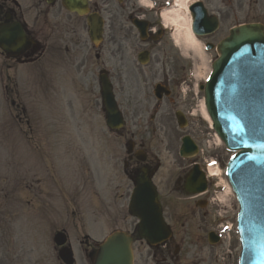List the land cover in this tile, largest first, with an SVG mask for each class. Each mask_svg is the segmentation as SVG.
Wrapping results in <instances>:
<instances>
[{
	"label": "rangeland",
	"instance_id": "374dc122",
	"mask_svg": "<svg viewBox=\"0 0 264 264\" xmlns=\"http://www.w3.org/2000/svg\"><path fill=\"white\" fill-rule=\"evenodd\" d=\"M201 1L210 11L217 8L224 11L227 10L226 6L225 9L221 6L220 0ZM225 2H228V0H225ZM239 2L240 9L237 10L236 3ZM232 3V10L234 7L238 12L230 14L228 19L224 17L219 31L209 38L201 39V42H217L227 34L230 27L241 23L257 21L264 24V0H232ZM223 15L225 16V13ZM166 26L167 36L162 39L159 45L160 50L156 52L157 58L159 57L160 60L159 63L164 62V67L158 65L156 69L165 74V82L171 88H191L194 81L191 80V84L188 87L183 81L186 78L190 79L192 75L188 76L189 70L193 71L191 55L189 54L185 58L180 55V51L174 45L173 39H171L175 36L177 28L168 22ZM81 35L84 36L85 33L81 31ZM137 51L138 42L136 48L134 46L132 48L131 42L124 45V52L121 56L122 58H119L120 60L115 59L113 55L110 56L106 51L104 55L105 68L112 69L114 74L112 80L115 89L122 88L126 93L130 94L132 90L137 91L150 85L148 69L139 67L135 62ZM206 56L208 60L212 61L215 59L216 54L215 52H208ZM182 66L184 69H182ZM20 72L22 73V79H19L18 94L25 108L22 122L12 119L11 112L13 110L8 108L4 101V93L1 92L0 88V190L5 184L4 174L8 170L11 171L17 167L26 172V185L31 184V188H27L25 192L26 205L23 215L26 219L25 226H22V221L19 223V219H14L19 217L16 214L17 211L10 214L9 220L11 221L9 223L7 222L9 220L6 219L7 216L4 217L5 219L1 217L3 222L0 223V255L6 253V251L20 254L21 250H23L27 260H41L42 264H50L54 260L51 252L52 232L55 228L59 229L61 224L65 225L67 213L70 211L73 213L67 220L68 228L66 226L73 248L80 250L77 245L79 246L80 241H83L91 249L94 247L92 239L100 241L111 230L123 227L122 219L126 215L127 200H120L121 202H119L118 196L122 190L114 191L108 187L107 179L100 178L101 172L99 166H97V164L99 165L97 160L101 162L98 137H101L99 136L101 133H105V138L109 140L107 146L110 147L102 154L107 159L106 168L116 172L117 169L119 170V167L116 168L114 162L111 161V158L115 157L112 152L114 146L110 143L111 137L105 129L102 114L99 108L96 107L95 109L93 105V99L97 95V87H95L97 72L93 70L90 75L89 82L91 87L89 89L84 88L75 75L70 77L72 88H58L57 104L55 101L52 103L53 99H51V96L49 98V92H44L47 88L39 87V77L37 82L35 71L32 67H19L17 70L18 75ZM201 96L199 94L195 98L193 111L195 116L190 119L191 127H193L194 133L198 136L196 139L203 144H201L204 151L202 157L206 161L213 159L217 162L222 160L225 163L229 154L218 149L212 152L213 149L208 142L212 133L208 131L206 124L199 117L197 105L198 100H201ZM13 113L16 114L18 112L13 111ZM184 132L187 131L185 130ZM20 144L24 146L25 160L17 152V150L22 149ZM89 146L96 147L95 151L90 153V151L86 150ZM56 149H58L57 170L59 183L54 189L50 179L46 180V177L50 176V172L45 174L44 169L51 167V162L55 160ZM13 151L17 152H15L16 156H14ZM209 152L213 153L214 157H209ZM116 153L121 155L120 158L123 156V153L118 151V147H116ZM32 155H35V159L32 158ZM20 161L25 165L22 167L17 166ZM86 165H89L90 174L84 170L87 169L85 168ZM34 172H36L37 178L40 180V185H36L31 181L35 179L31 177ZM67 173L70 174L72 182L70 181L71 184L68 187L67 195H65V190H67L68 186L66 182ZM16 174L17 172H15ZM99 182H101V185ZM71 186L73 199L72 203L68 204V211L66 212L64 200L67 199ZM214 190L215 188L213 187L212 194ZM101 191L103 200H99L96 194V192ZM214 195H217V193H214ZM4 200L8 207L10 201L8 198H4ZM216 205L218 203L214 201L213 211L210 207L192 209V206L186 205L182 201L174 200L169 204H165V213L175 228H179V226L175 224L176 220L174 218L180 213H188L190 210L194 211L198 216L206 213V227L204 229L207 231L214 227L215 218L218 219L216 211H225L226 216H230L235 209V204L232 200H229L225 206H222V204L221 206ZM9 207L12 212L10 205ZM0 211L3 212V210ZM39 213H41L42 219L38 218ZM198 222L197 217L192 222H189L190 226L188 228L194 229ZM91 224L93 225L89 226ZM99 224L102 226L101 228ZM203 236L205 237L204 233ZM231 241L229 246L230 253L228 252L223 257V260L218 258L216 262L211 261L210 263L206 261L204 264H224L225 262L227 264H237V242H235L233 236H231ZM219 248L221 249L222 247ZM219 248H216V250H220ZM77 257H79L77 264H86L82 252L79 251Z\"/></svg>",
	"mask_w": 264,
	"mask_h": 264
},
{
	"label": "flooded vegetation",
	"instance_id": "af4514ba",
	"mask_svg": "<svg viewBox=\"0 0 264 264\" xmlns=\"http://www.w3.org/2000/svg\"><path fill=\"white\" fill-rule=\"evenodd\" d=\"M112 1L113 0H99L97 4L95 3L93 5L92 10L98 13H104L105 16L108 15L111 20L109 32L107 33V42L109 45L114 46L115 54L119 55L122 53L124 41H131L133 37L135 38L137 36L136 30L132 26H126L124 24L125 22L123 23L124 19L121 20L128 10H130L132 18L149 19L148 22L150 26H154L155 28L154 32H156V38L161 39L163 37L164 32L160 31L158 23L152 20L150 15L140 11L136 0H121V2L117 0V13L110 9L109 4L112 3ZM33 2L35 5V12L33 13L32 19L33 23L29 29L25 27L27 30L26 35L33 40H37L40 45H42L41 43L43 42L46 43L50 41L51 45L49 48L55 49L58 41V38L53 36L56 23L50 24L48 33H44L40 25L48 21L52 14V12L51 14H49V12L52 10L50 7L43 10L39 5V0H33ZM9 4L10 3L5 0H0V24L5 25L15 20L20 22H22V20L25 21L26 17L21 13V9L18 8L19 6H16L18 12H14ZM26 16L30 19L29 13H27ZM127 19L129 20L128 16ZM72 33H74V30H72ZM150 42L153 43L152 41ZM154 44H157V42ZM64 48L66 50V60L68 61L70 59L74 62L75 58L84 57L86 45L80 41V38L69 37L68 40L65 41ZM38 49L31 46L27 52H25V55L30 56V58L33 55L36 60H40L43 53H39ZM45 49L44 47L43 50ZM148 49L150 52H153L154 47L150 46ZM51 64L53 66L57 64L55 58L51 61ZM164 92L165 91L162 90L158 97L150 94L151 99L150 97H146L143 103L136 102L131 108L130 154L127 159L123 161V173L132 180L143 176L149 179L154 184L158 200L165 211V197L166 194L169 195L170 178L168 171L171 157H173L171 161L172 166L178 170V175L172 188H184V179L186 176L184 177L185 167L182 168L185 159L178 158L177 154L179 131L177 127L173 125V117L170 116L168 109L165 108V102L172 103L173 105L176 103L165 98ZM151 107L152 112L150 116L145 117L147 111ZM187 171H189V167ZM179 172L183 174L182 177ZM182 243L183 239L180 240V245H182ZM171 246L172 240L167 242L164 246L148 248V251L145 253L141 250L139 245H137V250L139 251L137 264H181L179 256L182 261H185L189 256V252L183 251L181 254V249L179 250L178 247L174 249V246L173 249H171Z\"/></svg>",
	"mask_w": 264,
	"mask_h": 264
},
{
	"label": "water",
	"instance_id": "95a60500",
	"mask_svg": "<svg viewBox=\"0 0 264 264\" xmlns=\"http://www.w3.org/2000/svg\"><path fill=\"white\" fill-rule=\"evenodd\" d=\"M70 1L83 3V0ZM252 44L264 46V35L260 27L249 25L232 30L230 37L218 46L217 50L222 55L220 61L227 52ZM244 72L247 77L250 76L251 71ZM219 74L220 71L213 73L212 80L205 89V99L212 119L216 117L221 120H217L215 127L220 130L216 128L223 141L232 149L242 150L230 163L233 188L242 211V245L244 243L245 258L252 251L257 252L259 260L264 264V76L262 87H255L258 85L251 83L250 79L246 83L240 76L222 77ZM102 84V88L107 91L109 84L106 81ZM245 103L247 104L241 114L235 111ZM113 111L114 109L109 110ZM257 194L262 196V201ZM243 212L247 215L242 221ZM99 263L130 264L129 251L117 235L109 237L101 246L95 261V264ZM250 264H255L254 259Z\"/></svg>",
	"mask_w": 264,
	"mask_h": 264
},
{
	"label": "bare ground",
	"instance_id": "6f19581e",
	"mask_svg": "<svg viewBox=\"0 0 264 264\" xmlns=\"http://www.w3.org/2000/svg\"><path fill=\"white\" fill-rule=\"evenodd\" d=\"M192 1L193 0H178V9H176V6L174 10L164 11L162 13V18L165 22H169L177 28L175 36L173 37V43L180 50L183 57H187L189 54L191 55L195 79L202 80L207 76L209 67L206 55L202 51L200 43L191 33V17L188 12V6ZM200 114L210 125L203 105L201 106Z\"/></svg>",
	"mask_w": 264,
	"mask_h": 264
},
{
	"label": "snow or ice",
	"instance_id": "6c2138e0",
	"mask_svg": "<svg viewBox=\"0 0 264 264\" xmlns=\"http://www.w3.org/2000/svg\"><path fill=\"white\" fill-rule=\"evenodd\" d=\"M249 159H252L251 157H249Z\"/></svg>",
	"mask_w": 264,
	"mask_h": 264
}]
</instances>
